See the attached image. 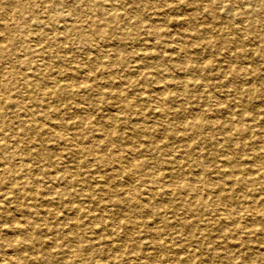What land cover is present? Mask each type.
<instances>
[{
  "label": "rangeland",
  "instance_id": "obj_1",
  "mask_svg": "<svg viewBox=\"0 0 264 264\" xmlns=\"http://www.w3.org/2000/svg\"><path fill=\"white\" fill-rule=\"evenodd\" d=\"M0 95V264H264V0H0Z\"/></svg>",
  "mask_w": 264,
  "mask_h": 264
},
{
  "label": "bare ground",
  "instance_id": "obj_2",
  "mask_svg": "<svg viewBox=\"0 0 264 264\" xmlns=\"http://www.w3.org/2000/svg\"><path fill=\"white\" fill-rule=\"evenodd\" d=\"M187 2V1H186ZM185 2V3H186ZM174 3V2H173ZM171 4V3H170ZM6 11V10H5ZM162 16V15H161ZM208 20V19H207ZM253 27V26H252ZM180 28V27H179ZM244 30V29H243ZM197 34V33H196ZM118 35V34H117ZM227 36V35H226ZM62 41V40H61ZM192 42V41H191ZM192 44V43H191ZM94 46V45H93ZM98 50V49H97ZM197 54V53H196ZM161 55V54H160ZM226 55V54H225ZM118 56V55H117ZM247 56V55H246ZM101 57V56H100ZM167 57V56H166ZM195 59V58H194ZM199 60V59H198ZM262 62V61H261ZM252 68V67H251ZM77 79V78H76ZM229 81V80H228ZM238 82V81H237ZM183 85V84H182ZM249 87V86H248ZM236 88V87H235ZM139 91V90H138ZM163 91V90H162ZM235 91V90H234ZM1 97L3 96V95H0ZM27 97V96H26ZM150 97V96H149ZM197 98H199V97H197ZM8 99H10L9 97H8ZM180 101V100H179ZM16 102V101H15ZM161 102V101H160ZM159 102V103H160ZM18 103V102H17ZM20 103V102H19ZM20 106V105H19ZM173 107V106H172ZM89 109V108H88ZM102 110V109H101ZM108 110V109H107ZM191 114V113H190ZM88 115V114H87ZM112 116V115H111ZM187 117V116H186ZM184 118V117H183ZM186 119V118H185ZM213 119V118H212ZM163 120V119H162ZM149 122V121H148ZM42 124V123H41ZM44 124V123H43ZM46 125V124H45ZM44 125V126H45ZM48 128V127H47ZM49 129V128H48ZM208 130V129H207ZM56 133V132H55ZM183 135V134H182ZM146 136V135H145ZM240 137V136H239ZM87 141V140H86ZM68 142H70V141H68ZM259 142V141H258ZM76 145V144H75ZM78 147V146H77ZM249 147H250V145H249ZM196 149V148H195ZM251 149V148H250ZM54 151V150H53ZM148 154V153H147ZM232 155V154H231ZM94 156V155H93ZM221 163V162H220ZM131 165V164H130ZM252 166V165H251ZM111 168V167H110ZM122 169V168H121ZM124 170V169H123ZM194 171V170H193ZM106 172V171H105ZM155 172V171H154ZM156 172H157V170H156ZM52 173V172H51ZM132 175V174H131ZM129 177V176H128ZM136 178V177H135ZM91 184V183H90ZM101 184V183H100ZM158 184V183H157ZM79 187V186H78ZM141 187V186H140ZM185 191H189V193H191V194H193V190H192V186L190 185V183L189 182H184L183 183V186H181ZM198 187V186H197ZM257 187V186H256ZM1 188V187H0ZM83 188V187H82ZM50 190V189H49ZM264 190V189H263ZM130 191V190H129ZM217 192V191H216ZM220 192V191H219ZM46 194V193H45ZM188 198H191V197H188ZM23 199V198H22ZM48 201V200H47ZM148 201V200H147ZM84 203V202H83ZM146 204V203H145ZM226 206V205H225ZM230 210V209H229ZM246 210H248V212H249V215H250V218H257L256 217V214H257V212H254L253 210H251L250 208H248V209H246ZM105 211V210H104ZM141 213V212H140ZM233 212H229V214L231 215ZM221 214H224V216H227V215H225V214H227V213H221ZM229 214H228V216H229ZM261 215V214H260ZM90 218V217H89ZM3 222V221H2ZM250 226V225H249ZM119 228V227H118ZM258 236V235H257ZM213 237V236H212ZM49 240V239H48ZM26 244V243H25ZM145 249V248H144ZM148 249V248H147ZM244 249V248H243ZM254 249V248H253ZM26 254V253H25ZM190 254V253H189ZM7 256V255H6ZM10 256V255H9ZM223 256V255H222ZM8 257V256H7ZM11 257V256H10ZM13 257V256H12ZM83 258V257H82ZM183 258V257H182ZM55 259V258H54ZM253 259V258H252ZM67 262V261H66ZM77 262H78V260H77ZM246 263V262H245ZM34 264V263H33Z\"/></svg>",
  "mask_w": 264,
  "mask_h": 264
}]
</instances>
